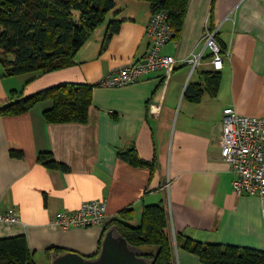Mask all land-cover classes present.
Here are the masks:
<instances>
[{"label": "crops", "instance_id": "crops-1", "mask_svg": "<svg viewBox=\"0 0 264 264\" xmlns=\"http://www.w3.org/2000/svg\"><path fill=\"white\" fill-rule=\"evenodd\" d=\"M150 15L146 0H116L72 65L11 76L0 69V103L13 90L28 95L59 82L97 83L126 62L142 60L150 43ZM113 22L117 30L105 43ZM206 26H218L217 38L229 55L219 70L216 94L205 90L192 101L187 85L203 82L202 72L212 69L203 40ZM161 51L177 59L169 74L159 69L122 86L94 85L86 122L46 121L43 111L52 106L51 99L19 114L0 115V211L19 216L0 226V237L25 235L37 264H50L46 250L51 247L89 256L98 251L104 226L64 229L49 220L99 197L107 198L108 220L129 207L133 224L139 223L145 204L164 202L174 264H205L176 243V233L264 250L261 200L234 191L219 143L225 106L264 115V0H189L179 39ZM198 51L203 61L191 71L181 59ZM130 145L141 157L155 160L153 171L118 155V149ZM45 151L68 168L45 166L37 158Z\"/></svg>", "mask_w": 264, "mask_h": 264}, {"label": "trees", "instance_id": "trees-1", "mask_svg": "<svg viewBox=\"0 0 264 264\" xmlns=\"http://www.w3.org/2000/svg\"><path fill=\"white\" fill-rule=\"evenodd\" d=\"M146 1L150 3L151 12L166 9L172 39H179L189 0ZM115 4L116 0H0L2 75L45 73L72 65L78 49L105 21ZM117 26L116 22L111 23L105 43ZM220 44L226 49L224 43ZM202 79L203 82L187 85L186 94L190 100L199 101L205 90L211 95L216 94L219 70L203 71ZM96 84L65 81L28 95L13 90L11 98L0 103V115L19 114L41 100L51 99L52 106L43 111L46 121L86 122ZM118 155L130 164L148 167L151 171L156 164L154 159L141 157L135 145L118 149ZM37 158L48 168H68L50 151L40 152ZM133 217L131 208H123L116 217L107 220L104 229L116 224L127 241L141 247L145 255L151 257V252H157L153 264H174V242L165 203L145 204L137 224L130 222ZM100 241L101 238L99 247ZM176 243L197 254L205 264H264V250L253 247L202 242L183 233H176ZM53 249L46 250L48 255ZM58 249L56 252L60 251ZM0 264H37L25 235L0 237Z\"/></svg>", "mask_w": 264, "mask_h": 264}, {"label": "built area", "instance_id": "built-area-1", "mask_svg": "<svg viewBox=\"0 0 264 264\" xmlns=\"http://www.w3.org/2000/svg\"><path fill=\"white\" fill-rule=\"evenodd\" d=\"M218 26L205 27L204 46L211 52L212 70H220L223 59L229 55V49H223L217 38ZM146 33L150 37L148 50L142 60L128 61L115 71L102 76L97 84L122 86L135 82L140 77L162 69L166 75L173 69L176 57L161 51L172 40V29L167 21L166 9L151 12ZM189 64L191 71L203 61V52H192L181 59ZM220 153L233 173L232 186L237 194L259 196L264 213V115H248L237 112L233 106H225L221 116ZM19 220L16 212L0 211V226ZM107 216V198L83 200L76 210H60L49 220L50 225H59L64 229L91 225L105 226Z\"/></svg>", "mask_w": 264, "mask_h": 264}, {"label": "water", "instance_id": "water-1", "mask_svg": "<svg viewBox=\"0 0 264 264\" xmlns=\"http://www.w3.org/2000/svg\"><path fill=\"white\" fill-rule=\"evenodd\" d=\"M151 257L144 250L127 241L116 224L103 229L100 247L96 254L89 256L77 251H50V264H153L157 252Z\"/></svg>", "mask_w": 264, "mask_h": 264}, {"label": "rangeland", "instance_id": "rangeland-1", "mask_svg": "<svg viewBox=\"0 0 264 264\" xmlns=\"http://www.w3.org/2000/svg\"><path fill=\"white\" fill-rule=\"evenodd\" d=\"M0 69H2V67L0 66Z\"/></svg>", "mask_w": 264, "mask_h": 264}]
</instances>
